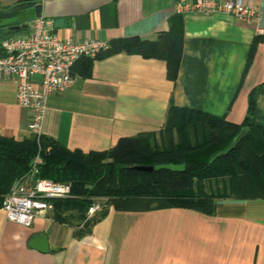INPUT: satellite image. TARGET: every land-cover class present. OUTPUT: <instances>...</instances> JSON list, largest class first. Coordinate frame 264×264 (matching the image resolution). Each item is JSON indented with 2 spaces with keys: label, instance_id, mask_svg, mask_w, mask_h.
<instances>
[{
  "label": "crops",
  "instance_id": "0c3cea01",
  "mask_svg": "<svg viewBox=\"0 0 264 264\" xmlns=\"http://www.w3.org/2000/svg\"><path fill=\"white\" fill-rule=\"evenodd\" d=\"M194 1L0 0V42L29 34L39 15L63 40L157 43L182 35L175 80L163 60L136 53L77 60L71 86L48 97L42 136L69 150H109L122 138L157 139L172 107L240 124L249 92L264 83V0H242L256 10L249 23L223 13H176ZM32 120L16 101L14 80L0 78V138H29ZM251 122L264 127V85ZM3 197L0 264H264V198H218L211 214L109 205L82 231L81 224L56 221L51 210L29 227L9 221Z\"/></svg>",
  "mask_w": 264,
  "mask_h": 264
},
{
  "label": "trees",
  "instance_id": "16d2710c",
  "mask_svg": "<svg viewBox=\"0 0 264 264\" xmlns=\"http://www.w3.org/2000/svg\"><path fill=\"white\" fill-rule=\"evenodd\" d=\"M181 51L182 35L172 34L157 43L117 39L96 56L126 52L159 58L166 63L168 78L175 80ZM260 86L249 92L240 124L172 107L157 139L145 135L122 138L104 151L69 150L43 136L37 140L31 135L22 141L0 138V196L29 172L32 159L39 155L38 178L71 185V198L50 201L52 217L58 222L81 224L82 231H88L98 218L82 229L84 213L72 221L62 217L58 209L82 212L89 204L86 196L107 197L108 204L117 210L141 203L147 209L185 208L206 214L214 211L218 198H264V127L251 122ZM243 127L250 129L248 135L224 154ZM165 164H183L185 168L181 172L134 169Z\"/></svg>",
  "mask_w": 264,
  "mask_h": 264
},
{
  "label": "built area",
  "instance_id": "2783aa9c",
  "mask_svg": "<svg viewBox=\"0 0 264 264\" xmlns=\"http://www.w3.org/2000/svg\"><path fill=\"white\" fill-rule=\"evenodd\" d=\"M176 13H223L238 22L249 23L256 10L246 7L242 0H195L175 7ZM109 48V43L87 39L63 40L50 33L43 15L34 19L29 34L8 37L0 42V78L13 79L16 85L17 103L32 111L33 120L28 130L37 140L42 137V122L48 97L61 93L72 84L71 69L82 57H95ZM34 75L40 77L35 83ZM42 163L36 155L29 172L16 180L3 197L2 210L6 219L29 227L41 212L51 210L50 201L71 198L70 183L52 182L38 178V166ZM98 203L88 209V216L99 210Z\"/></svg>",
  "mask_w": 264,
  "mask_h": 264
},
{
  "label": "rangeland",
  "instance_id": "374dc122",
  "mask_svg": "<svg viewBox=\"0 0 264 264\" xmlns=\"http://www.w3.org/2000/svg\"><path fill=\"white\" fill-rule=\"evenodd\" d=\"M89 204L87 205V207L85 209L81 211H76L74 209L70 210L69 208H62L60 207L58 209L59 213H61L62 217L66 218V219H71L72 221H77L76 219H72L74 218L75 215H79L81 216L82 213H84V221H83V227L82 229H85L88 226V223H90L92 220L97 219L99 216L102 215V213L105 211V209L108 207V203L109 200L107 197H101V196H86L85 198ZM98 203L99 205V210H97L96 212H94L92 214V216H88V209L94 205ZM52 211V210H51ZM61 211V212H60Z\"/></svg>",
  "mask_w": 264,
  "mask_h": 264
},
{
  "label": "water",
  "instance_id": "95a60500",
  "mask_svg": "<svg viewBox=\"0 0 264 264\" xmlns=\"http://www.w3.org/2000/svg\"><path fill=\"white\" fill-rule=\"evenodd\" d=\"M249 131L250 129L248 127L241 128L238 134L233 139L232 144L230 145V147H228V149L224 152V154L233 150L248 135ZM184 168L185 167L183 164H180V165L165 164V165H157L154 167L152 166H135L134 167V169L136 170L148 171V172H151L153 170H160V169H166V170L173 171V172H181L184 170Z\"/></svg>",
  "mask_w": 264,
  "mask_h": 264
}]
</instances>
